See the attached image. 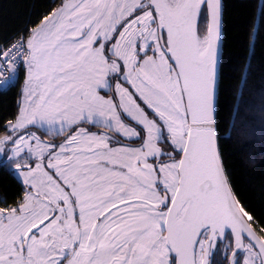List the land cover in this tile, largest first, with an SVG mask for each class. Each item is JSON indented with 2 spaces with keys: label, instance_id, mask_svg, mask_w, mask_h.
<instances>
[{
  "label": "snow or ice",
  "instance_id": "6c2138e0",
  "mask_svg": "<svg viewBox=\"0 0 264 264\" xmlns=\"http://www.w3.org/2000/svg\"><path fill=\"white\" fill-rule=\"evenodd\" d=\"M203 3L211 22L201 34L196 21ZM44 29L42 40L34 32L0 48V80L6 71L15 73L18 62L26 64L24 92L34 104L7 127L15 132L39 122L59 134L101 117L142 143L112 148L108 136L78 128L62 144L44 143L34 168L17 163L28 169L26 182L36 192L17 208L0 209V264H206L209 231L215 236L229 225L237 250L244 247L241 234L252 241L244 264H264V238L231 195L215 141L218 5L62 0ZM107 89H114L118 104L99 95ZM30 139L41 145L34 134ZM9 143L8 159L18 158L24 136L0 138V152ZM259 230L264 233V225Z\"/></svg>",
  "mask_w": 264,
  "mask_h": 264
},
{
  "label": "trees",
  "instance_id": "16d2710c",
  "mask_svg": "<svg viewBox=\"0 0 264 264\" xmlns=\"http://www.w3.org/2000/svg\"><path fill=\"white\" fill-rule=\"evenodd\" d=\"M60 2L0 0V47L18 35L27 37ZM222 6V55L215 116L218 149L235 198L252 217V227L264 238L259 230L264 225V0H222ZM18 72L9 86L0 89V137L10 133L7 126L16 119L20 108L25 67L21 66ZM93 127L106 131L95 125L88 128ZM29 128L36 130L41 139L57 142L54 139H64L77 126L59 134L36 126ZM106 133L115 137L113 143H123L117 132ZM126 141L128 145L141 142ZM6 151L0 159V208L10 210L23 203L28 187L14 171L15 161L8 159ZM225 254L218 250L213 264H223L225 258L221 256Z\"/></svg>",
  "mask_w": 264,
  "mask_h": 264
},
{
  "label": "rangeland",
  "instance_id": "374dc122",
  "mask_svg": "<svg viewBox=\"0 0 264 264\" xmlns=\"http://www.w3.org/2000/svg\"><path fill=\"white\" fill-rule=\"evenodd\" d=\"M143 2L144 3H147V0H143ZM61 4H62V0H61V2L57 5V6H55V8H53L52 10H51V12H49L46 16H44V18H43V20L42 21H40V24L38 25V27L36 28V27H34L33 29H32V32L34 33V32H37V33H39V35H38V37H37V39L38 40H42L43 39V33L46 31V29H44V21H45V17H51L52 16V14L56 11V10H58V9H60V7H61ZM138 15H140V14H142V13H137ZM202 21V23H201V28H199V33H201V34H203V33H206L207 32V18H206V10H205V7H203L202 8V11H201V16H200V22ZM121 31H123V29H121ZM30 34H32V33H30ZM33 35V34H32ZM32 35L31 36H29V38H31L32 37ZM28 38V39H29ZM116 39H119V35L118 34H116ZM115 42V40H113V43ZM152 53L151 52H149V55H151ZM27 67V65L25 64L24 65V67ZM110 79H111V77H110ZM120 82H123V80H122V77H121V79H120ZM124 86L125 87H129V85H127V84H124ZM132 89L130 88V91H131ZM99 95H101V96H104V98L105 99H112L113 100V103H119V96H117V95H115V93H114V89H107V90H102V91H100L99 92ZM118 111H119V109H118ZM102 119L103 118H101V117H96L95 118V120L94 121H87L88 122V124L87 125H85L83 122H82V124H79L78 126H77V128H75L73 131H70L67 135H65V137H67V136H69V135H73V134H75V132H76V130L78 129V128H81V129H84L85 131H87L89 134H96V135H101V134H103V135H106V136H108L109 137V140H108V143H109V147H112V148H116V147H123V146H128V147H139L140 145H141V143H142V140H141V142L139 143V144H136V145H128V144H126V140H128V138H126V137H124L122 134H118L117 133V135H119V138L121 139V141H123V143H113L114 142V139H115V137L114 138H112L110 135H107V133H106V131H108V130H111V131H115L114 129H112V128H109V127H107L106 125H104L103 124V122H102ZM122 119H123V117H122ZM126 124H128V123H130L129 121H127V120H125L124 121ZM92 124H94L96 127H103L106 131H104V130H96L94 127H93V129H89L88 127H90V126H94V125H92ZM100 125V126H99ZM130 126H132V127H137L134 123H131L130 124ZM66 128H68V127H66ZM98 128V129H99ZM41 129H43V128H41ZM43 130H47V131H49L48 133H52V134H54L53 132H51L48 128H45V129H43ZM65 130V129H64ZM137 131H139V128L137 127ZM46 132V131H45ZM116 132V131H115ZM47 133V132H46ZM62 133V132H61ZM32 134H34L35 136H37V137H39L40 138V141H42L41 142V145H38L37 144V142L35 141V140H32V139H30V135L28 136V137H24L25 138V141H26V143L25 144H23L22 145V148H23V151L24 150H28V148L27 147H31L32 148V150L34 149V151H32V152H29V151H25L24 152V157H21L20 159H18V161H16L15 162V164H14V171L17 173V174H21V176L22 177H24V176H27L26 175V172L27 171H25L24 170V167H22L21 169H17V167H16V165H17V163H20L21 165H24V164H31L32 162H31V158H33L34 160H35V162L36 163H38V162H40L41 163V157H40V152H41V148H42V146H43V144L44 143H55V144H57V145H59V144H62V143H64V140H65V137H64V139H62V138H59V137H57L56 139H54V140H57V142H50V141H47V140H43V139H41V137H40V134L38 133V132H36V131H34ZM56 134V133H55ZM4 137V136H3ZM0 138H2V137H0ZM145 138H146V135H145ZM131 139H134V140H137V142L140 140V139H137V138H131ZM113 140V141H112ZM110 143H112V144H110ZM157 146H159V147H162V148H164V150L165 151H167V152H171V148H168L166 145H164V144H158ZM5 147V149H7V148H11V144L9 143V144H7V145H5L4 146ZM13 147L14 146H12V149H13ZM34 147H37V148H34ZM12 149L10 150V154H12L13 152H12ZM22 151V152H23ZM1 153H3V152H0V156H1ZM173 155H175L174 153H173ZM48 158H49V153L47 152V151H44L43 152V164L45 165V170H47V168H46V165H47V163H48ZM32 159V160H33ZM164 159H166L167 160V157H164ZM176 159H179V156H176ZM37 160V161H36ZM153 161H152V158H149V163H152ZM22 170H24V171H22ZM30 179V178H29ZM29 179H27L26 178V181H28ZM25 181V184L27 185V189L28 190H26L27 192L25 193V197L27 196V195H29L30 193L31 194H35V192H36V189H33V188H31L30 187V184L28 183V182H26ZM39 181V177L37 176V182ZM25 202V200L23 201V203ZM22 203V204H23ZM248 218V217H247ZM217 233H218V231H217ZM231 240H233V238L232 239H230V240H228L227 241V245H226V247H225V252H226V254L228 255V254H230V252L233 250L232 249V247L234 248V243H233V245H230L231 244ZM249 242L247 241V240H245V242H244V250L239 254V256H238V254L237 253H235V255L232 257V259H231V263L233 264V260L235 259V260H239L240 261V264H244V260H245V258L248 256V252H247V247L249 246ZM232 249V250H231ZM253 251H256V249H253ZM239 253V252H238ZM197 254L199 255L200 253H199V248H197ZM225 254V255H226ZM237 255V256H236ZM229 256V255H228ZM227 261H228V257H227V260H226V264H227ZM225 262V261H224ZM224 262H223V264H224ZM229 262H230V258H229V261H228V264H229ZM256 264H258V262H256Z\"/></svg>",
  "mask_w": 264,
  "mask_h": 264
},
{
  "label": "water",
  "instance_id": "95a60500",
  "mask_svg": "<svg viewBox=\"0 0 264 264\" xmlns=\"http://www.w3.org/2000/svg\"><path fill=\"white\" fill-rule=\"evenodd\" d=\"M213 2L218 5V12H219V37H218V39L215 42V64H214V77H213V87H212L211 112H212V119H213V123H214L215 141H216V146H217V149H218L217 131L215 130V123H216L215 116H216V102H217L216 95H217V90H218V86L217 85H218V79H219L218 72H219V67H220V59H221V55H222V52H221L222 51L221 50V48H222V40H221L222 39V18L221 17H222L223 6H222V0H213ZM203 7H205V10H206L207 28H208L209 23L211 22V10L208 8L207 3H203L202 6H201V9H200V12L198 14L197 21H196V27H197L198 33H199L198 25H199V22H200V16H201V11H202ZM218 153H219V149H218ZM219 160H220L221 167L223 169V175H224V177H225V179L227 181V186H228V188H229V190L231 192V195L235 198L233 190H232V188L230 187V185L228 183L227 176L225 175L224 166L222 165L221 158H220V153H219ZM235 200L238 201L236 198H235ZM238 207H241L239 205V203H238ZM244 219L246 221H248L247 217H244ZM248 222L250 223V221H248ZM252 228L256 232V235L260 236V234L254 229V227H252ZM217 231L220 232L219 229ZM226 232H231L232 238H233V243H234V248L231 251V254H230L231 257H230V262H229V264H232L231 263V259L234 256V254L238 253V252L241 253L244 250V247L241 248L240 250H237V248H236V234L232 231L230 225L226 226L222 233L220 232L221 233V237H223ZM209 233H210L209 237H211V235H212L211 231H209ZM244 238L246 240H248L249 243H252V241L247 236V234H241L240 240H241V243H242L243 246H244ZM206 264H207V257H206Z\"/></svg>",
  "mask_w": 264,
  "mask_h": 264
},
{
  "label": "crops",
  "instance_id": "0c3cea01",
  "mask_svg": "<svg viewBox=\"0 0 264 264\" xmlns=\"http://www.w3.org/2000/svg\"><path fill=\"white\" fill-rule=\"evenodd\" d=\"M46 16V15H45ZM43 20V19H42ZM41 20V21H42ZM40 24V23H39ZM38 24V25H39ZM38 25L36 26V28L38 27ZM30 33H32L33 34V32H32V30H31V32ZM29 33V35L27 36V38H29V36H31L32 34H30ZM25 72H26V76H25V79H24V84H23V88H22V91H21V98H20V103H19V106H20V108H19V111H18V114H17V116H16V119L15 120H13V121H11V123L10 124H12V125H14V124H16L17 123V118L20 116V113H21V109H26L27 110V113H31V111H32V108L34 107V104H31L30 103V101H29V98H28V95L24 92V89H25V87H26V81L28 80V67H26L25 66ZM28 87L29 88H34L35 87V84L33 83V84H31V85H28ZM35 99H37L36 97H33V100H35ZM82 122H86V123H88L87 121H81L80 123H82ZM33 127V126H36V127H38V128H43V129H45V128H48L51 132H53V133H56V131H55V129H52V128H50L46 123H44V124H42V123H39V122H37V123H35V124H27L26 125V127L24 128V129H17L15 132H12V130H11V128H9L10 129V133L9 134H11L13 137H18V136H24V137H28L29 135H31L34 131H36V130H32V128H29V127ZM74 126V125H73ZM69 128V127H68ZM68 128H65V130L64 131H66ZM37 132V131H36ZM9 134H7V135H9ZM6 136V135H5ZM3 138V137H2ZM42 142V141H41ZM43 143V142H42ZM11 144V143H10ZM12 144H11V148H7V157H12L13 156V153L12 154H10V150L12 149ZM28 148V150H24L23 152H21V154H20V156L18 157V158H13L14 159V161L16 162V161H18V159H20L21 157H24L25 155H24V152L25 151H29V149H31L32 150V148L31 147H27ZM34 148H37V147H34ZM32 151H34V149L32 150ZM31 151V152H32ZM4 155V152L3 153H1V156H0V159H1V157ZM33 158H31V167H35L36 166V162H35V160L33 159ZM37 161V160H36ZM38 163H40V162H38ZM24 170L25 171H28V169L27 168H24ZM24 170H22V171H24ZM17 174V173H16ZM18 176L25 182L26 181V178L27 179H29V177L28 176H24V177H22L21 176V174L19 175L18 174ZM0 209H2V208H0ZM4 210H5V212H7V211H9V209H5V208H3Z\"/></svg>",
  "mask_w": 264,
  "mask_h": 264
},
{
  "label": "flooded vegetation",
  "instance_id": "af4514ba",
  "mask_svg": "<svg viewBox=\"0 0 264 264\" xmlns=\"http://www.w3.org/2000/svg\"><path fill=\"white\" fill-rule=\"evenodd\" d=\"M209 235H210V233H208V237H209ZM209 238H210V241L208 239L205 240V249L207 252V264H213L214 260H212V258H215L218 250L219 251L221 250V253H223L225 251V247L227 245L226 243L228 240L232 239V234H231V232H226L224 234V236L221 237V233L218 232V233H216L215 236L211 235V237H209ZM201 239H204V237H201ZM245 240L246 239L244 238V242H245ZM230 245H233V240H231ZM232 249H233V247H232ZM230 254H231V252H230ZM230 254H228L229 256L227 254L224 256H221V258L222 257L225 258V261H226L227 257H228V261H229V258L231 257ZM228 261H227V264H228Z\"/></svg>",
  "mask_w": 264,
  "mask_h": 264
},
{
  "label": "built area",
  "instance_id": "2783aa9c",
  "mask_svg": "<svg viewBox=\"0 0 264 264\" xmlns=\"http://www.w3.org/2000/svg\"><path fill=\"white\" fill-rule=\"evenodd\" d=\"M20 37H24L25 41L27 40V38H26L23 34H21V35H18V37L14 38V39H13L12 41H10L9 43H7V45H5V46H1L0 48H6V46H10V45L16 43ZM24 65H25V64H23V63H19V62H18V70H17L15 73H11V74H10V73L7 72V71L4 72V73L2 74V76H3L4 78H6V79L0 80V89L9 86V83H11L12 81H14V80L16 79V77H17V75H18V73H19V72H18V71H19V68H20L21 66H24Z\"/></svg>",
  "mask_w": 264,
  "mask_h": 264
}]
</instances>
